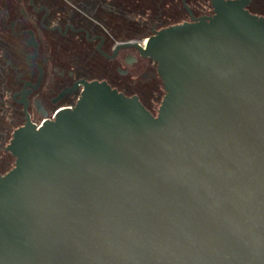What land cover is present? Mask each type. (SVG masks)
Returning <instances> with one entry per match:
<instances>
[{
    "label": "water",
    "instance_id": "95a60500",
    "mask_svg": "<svg viewBox=\"0 0 264 264\" xmlns=\"http://www.w3.org/2000/svg\"><path fill=\"white\" fill-rule=\"evenodd\" d=\"M247 0L157 30V114L107 81L30 119L0 173V264H264V16Z\"/></svg>",
    "mask_w": 264,
    "mask_h": 264
},
{
    "label": "flooded vegetation",
    "instance_id": "af4514ba",
    "mask_svg": "<svg viewBox=\"0 0 264 264\" xmlns=\"http://www.w3.org/2000/svg\"><path fill=\"white\" fill-rule=\"evenodd\" d=\"M213 1L152 0V9L131 16L129 0H0V38L8 47L0 50V165H9L2 152L13 156L6 146L14 130L29 119L41 125L74 106L83 80L107 81L157 114V63L139 48L121 45L212 16ZM246 8L264 16V0H247Z\"/></svg>",
    "mask_w": 264,
    "mask_h": 264
},
{
    "label": "trees",
    "instance_id": "16d2710c",
    "mask_svg": "<svg viewBox=\"0 0 264 264\" xmlns=\"http://www.w3.org/2000/svg\"><path fill=\"white\" fill-rule=\"evenodd\" d=\"M0 6H3V4H0ZM153 6L154 5H152V0H129V8L128 9L130 11V15L132 16V15H134L136 13L139 14V13H141L143 11L150 10V9H152ZM111 11H112V13H114V15L116 14L115 8L111 9ZM168 26H170V25H168ZM5 40H2L0 38V50L4 51V49L8 48L7 44H6L7 41L5 42ZM3 81H4L3 74L0 71V87H1V85L3 83ZM0 108H1V106H0ZM3 157L6 158V159H9V164L15 162V156H11L8 153H5ZM10 169H8V171Z\"/></svg>",
    "mask_w": 264,
    "mask_h": 264
},
{
    "label": "rangeland",
    "instance_id": "374dc122",
    "mask_svg": "<svg viewBox=\"0 0 264 264\" xmlns=\"http://www.w3.org/2000/svg\"><path fill=\"white\" fill-rule=\"evenodd\" d=\"M146 38H147V36H146ZM145 38V39H146ZM159 92H158V94H159V100H154V102H153V107L152 108H154L155 110L154 111H156V113H158V110H159V107H160V104H161V101H162V99H163V97H164V95H165V89H164V85H163V81L160 79V77H159ZM4 154L5 153H3L2 152V155L4 156ZM14 163L15 162H13V163H11V164H9V165H5L4 163H2L1 165H0V169H2L3 171H8V169H10V168H12L13 166H14Z\"/></svg>",
    "mask_w": 264,
    "mask_h": 264
}]
</instances>
